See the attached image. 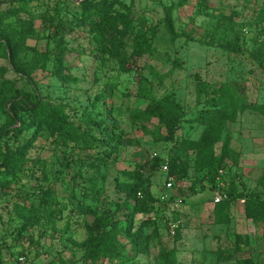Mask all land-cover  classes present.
Listing matches in <instances>:
<instances>
[{
	"label": "rangeland",
	"instance_id": "374dc122",
	"mask_svg": "<svg viewBox=\"0 0 264 264\" xmlns=\"http://www.w3.org/2000/svg\"><path fill=\"white\" fill-rule=\"evenodd\" d=\"M87 1L0 0V130L2 96L37 94L68 105L66 115L83 129L89 113L109 149L56 146L34 125L0 136L2 147L24 153L22 167L0 183V264H90L88 236L105 219L127 227L124 214L134 206L129 233L118 236L120 258L96 264H165L163 252L174 264H264V212L246 219L243 200L257 193L264 208V117L246 111L219 131L182 123L167 133L139 115L148 97L173 96L190 118L201 109L199 85L223 82L245 87L247 102L264 107V0ZM88 3L101 6L91 21L81 17ZM26 28L34 34L17 42ZM141 36L150 51L139 58ZM208 141L210 164L201 170ZM172 159L182 161L184 175H172L167 189L160 164ZM220 169L233 191L217 208L208 173ZM136 183L147 194L132 200Z\"/></svg>",
	"mask_w": 264,
	"mask_h": 264
},
{
	"label": "trees",
	"instance_id": "16d2710c",
	"mask_svg": "<svg viewBox=\"0 0 264 264\" xmlns=\"http://www.w3.org/2000/svg\"><path fill=\"white\" fill-rule=\"evenodd\" d=\"M20 1V0H19ZM88 2L87 0H85ZM21 5L22 3L19 2ZM101 6L88 3L82 11V19L88 18L91 21L90 16L92 14H98ZM17 10V9H15ZM171 8L165 9V27L168 33L172 32L170 25ZM4 17L0 15V25L2 24ZM34 31L31 28H26L25 31L19 33L17 42L28 38V35H33ZM110 44V43H109ZM115 47L114 42L110 49H106V53H110V50ZM137 57H142L150 51V46L146 43L143 36L138 39ZM104 50L105 47L103 46ZM246 88L240 87L236 83L223 82L212 87H206L205 85H199L196 105L201 106V109L196 112L192 117H187L188 112L185 111L174 99L173 96H166L159 100L149 99L145 108L139 112V115H144L152 119H156L160 127H162L167 133H171L181 126L182 123L197 124L198 126L211 127L215 130H220L224 125L233 122L238 114H242L246 111L256 112L264 117V107L251 105L247 102ZM4 99V105L6 106L5 114L7 118L6 128L0 130V136H3L6 130H12V132L18 134L22 131H26L31 126L44 127L53 136V143L56 146H66V142H79L81 147L86 152H93V150L103 149L104 154L106 150V143L100 138L94 135V131H98L102 125L96 122H92L89 113H85L86 118H83L85 125L89 127H83L80 124H75L66 115V110H69L68 105L50 104L41 99L37 94H26L18 91L13 92V95L7 97L2 96ZM147 100V98H146ZM138 118V116H135ZM16 126V127H15ZM109 128L105 127L103 131H107ZM212 147V141H208L203 152L202 160L200 161L201 170L208 169L210 160H208V150ZM23 149H12L7 145L3 147L0 145V157L3 166V170L0 171V183L6 182L11 178L19 169L23 163ZM156 161V159H154ZM178 160V162H176ZM172 159L171 162H162L160 166L167 163L168 172L166 177L172 175L182 178L184 175V164L179 159ZM142 169V167H138ZM223 172L221 179L224 181L225 169H220ZM219 170V171H220ZM219 171L208 175L211 182V191L216 190V179L219 177ZM135 178L141 180L138 176V172L135 173ZM227 183L225 193L227 198L219 204H214L217 208H220L224 203H227L231 198L230 187L231 181H224ZM146 195L147 188L142 184L136 183L129 191V198L137 200V195ZM244 199V216L248 220L259 219L264 212L263 203L259 199V194L251 193L250 195L243 197ZM155 202V201H154ZM219 206V207H218ZM215 208L216 212L219 210ZM138 212V206H134L124 214L123 222L127 224L124 227L120 221L109 222L105 219L101 222L98 228L101 230L99 234H90L83 244L84 246V260L90 264H96L101 259H119L121 256L122 245L118 242V236L120 234L129 233V226H132V220ZM134 240H141V231H137L134 236ZM162 258L165 264H174V259L170 254L163 252Z\"/></svg>",
	"mask_w": 264,
	"mask_h": 264
},
{
	"label": "built area",
	"instance_id": "2783aa9c",
	"mask_svg": "<svg viewBox=\"0 0 264 264\" xmlns=\"http://www.w3.org/2000/svg\"><path fill=\"white\" fill-rule=\"evenodd\" d=\"M161 168L164 174L168 172L167 163L162 165ZM222 175H223L222 171H219V177L216 179V190L214 191L213 204H219L220 202H222L227 198V195L225 193V188L227 183L221 179ZM164 185L167 189H171L173 185V179L171 177H167L165 179ZM177 228H178L177 224L170 225L169 233L171 235H174ZM19 261L23 262V258L21 257Z\"/></svg>",
	"mask_w": 264,
	"mask_h": 264
}]
</instances>
